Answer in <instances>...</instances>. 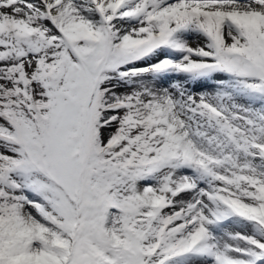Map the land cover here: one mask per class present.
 <instances>
[{
	"label": "snow or ice",
	"instance_id": "1",
	"mask_svg": "<svg viewBox=\"0 0 264 264\" xmlns=\"http://www.w3.org/2000/svg\"><path fill=\"white\" fill-rule=\"evenodd\" d=\"M0 264H264V0H0Z\"/></svg>",
	"mask_w": 264,
	"mask_h": 264
}]
</instances>
